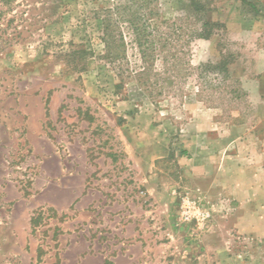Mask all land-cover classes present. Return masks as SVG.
<instances>
[{
    "label": "rangeland",
    "instance_id": "1",
    "mask_svg": "<svg viewBox=\"0 0 264 264\" xmlns=\"http://www.w3.org/2000/svg\"><path fill=\"white\" fill-rule=\"evenodd\" d=\"M203 1L144 64L125 24L105 59L120 0H0V264H264V0Z\"/></svg>",
    "mask_w": 264,
    "mask_h": 264
},
{
    "label": "trees",
    "instance_id": "2",
    "mask_svg": "<svg viewBox=\"0 0 264 264\" xmlns=\"http://www.w3.org/2000/svg\"><path fill=\"white\" fill-rule=\"evenodd\" d=\"M159 1L120 0V3L117 2L113 9L105 12L100 23L105 59L113 62L122 60L124 57L125 39L120 31L122 24L127 25L132 42L139 51L144 64L149 62L151 58H155L158 50H163L172 44L174 35L164 34L159 29L160 23L161 25L165 23L160 13ZM188 1L192 13L198 18L200 24L194 35L195 39L209 40L217 30L224 28V25L206 19L210 10L203 0ZM180 37V35L177 36V38ZM174 58L178 57L175 55ZM226 65L224 62L220 66L225 69L227 68ZM140 83L144 86V83L141 81ZM117 88H120L119 85L116 86Z\"/></svg>",
    "mask_w": 264,
    "mask_h": 264
},
{
    "label": "built area",
    "instance_id": "3",
    "mask_svg": "<svg viewBox=\"0 0 264 264\" xmlns=\"http://www.w3.org/2000/svg\"><path fill=\"white\" fill-rule=\"evenodd\" d=\"M180 219L186 225H195L199 230L204 231L210 222L211 214L200 201L186 196L180 210Z\"/></svg>",
    "mask_w": 264,
    "mask_h": 264
},
{
    "label": "crops",
    "instance_id": "4",
    "mask_svg": "<svg viewBox=\"0 0 264 264\" xmlns=\"http://www.w3.org/2000/svg\"><path fill=\"white\" fill-rule=\"evenodd\" d=\"M206 170H208V167L207 166H205V167L202 168V171H201L202 176L205 175ZM212 170L213 171L211 173L214 172V169H212ZM203 177H205V176H203Z\"/></svg>",
    "mask_w": 264,
    "mask_h": 264
}]
</instances>
